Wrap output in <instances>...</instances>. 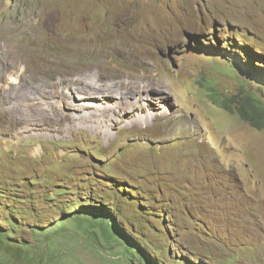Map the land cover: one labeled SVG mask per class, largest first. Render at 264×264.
<instances>
[{
    "label": "rangeland",
    "instance_id": "obj_1",
    "mask_svg": "<svg viewBox=\"0 0 264 264\" xmlns=\"http://www.w3.org/2000/svg\"><path fill=\"white\" fill-rule=\"evenodd\" d=\"M5 41L34 67L55 57L127 82L144 70L122 51H147L174 101L161 112L188 122L172 137L180 120L143 116L152 128L113 138L79 125L17 139L0 113V264H127L132 242L152 261L129 264H264V128L240 116L252 99L264 122V0H0ZM227 43L252 77L218 57Z\"/></svg>",
    "mask_w": 264,
    "mask_h": 264
},
{
    "label": "bare ground",
    "instance_id": "obj_2",
    "mask_svg": "<svg viewBox=\"0 0 264 264\" xmlns=\"http://www.w3.org/2000/svg\"><path fill=\"white\" fill-rule=\"evenodd\" d=\"M14 46L11 41L0 44V56L10 62L0 59V113L13 114L3 131L17 139L73 135L83 130L79 125H104L101 130L95 128L92 135L113 138L114 131H134L137 124L142 129L152 128L143 116L163 122L180 120L178 127L165 130L166 137L177 136L187 126L186 117L178 118L179 112H161L165 105L174 106V101L157 75H149L151 58L147 51H133L128 46L122 51L127 61L144 70L142 76L133 75L132 82H127L118 75L103 76L98 66L68 68L55 57L34 67L28 52L21 55ZM107 54H119V50L114 48ZM110 100H115L114 105H107ZM40 114L50 115L51 120L41 121Z\"/></svg>",
    "mask_w": 264,
    "mask_h": 264
},
{
    "label": "trees",
    "instance_id": "obj_3",
    "mask_svg": "<svg viewBox=\"0 0 264 264\" xmlns=\"http://www.w3.org/2000/svg\"><path fill=\"white\" fill-rule=\"evenodd\" d=\"M228 47H230L231 49H232V51L231 52H229V51H227L226 49L228 48ZM213 48V46H204V47H200L199 49L200 50H203L204 52H207V50L209 49H212ZM236 48L235 47H233V46H230V44H225V45H223V48H218V49H215V51L216 52H219V56L218 57H221V58H223L226 62H228V63H230V64H232V65H235V66H237L239 69H244V71L248 74V75H252L253 73L252 72H250V71H248V70H246L245 68H244V66H241V65H239L240 63H242V60L236 55V57H233L232 59L233 60H230V58H228L229 56L228 55H224V53H234V54H237V52L236 51H234ZM245 51L246 52H248L249 54H250V56H253V53L251 52V51H249L247 48L245 49ZM212 54V53H211ZM261 66H258V68H260ZM252 77V76H251ZM248 104V107H245V108H243L242 110H240V116H242V117H244L246 120H248L249 121V123L253 126V127H256V128H258V129H261V128H264V122L263 121H261V119H256V117L254 116H252L251 114H250V111H251V109H252V113L254 112V113H259V115L262 117V115H263V111H261L259 108H257V107H259L258 105H257V102L255 101V100H252V99H250V102H248L247 103ZM215 106L216 107H218V108H220V109H223V107L220 105V103L219 102H215ZM252 107V108H251ZM251 108V109H250ZM227 109H229L228 107H227ZM230 110V109H229ZM259 118V117H258ZM83 206H81V205H78L76 208H74V211L76 212V211H78V209H81ZM83 208H85V209H87L86 207H83ZM72 213V212H71ZM74 213V212H73ZM72 213V214H73ZM84 214V213H83ZM86 214V213H85ZM78 222H84V221H80V220H77ZM85 223V222H84ZM93 227V226H92ZM93 228H95V227H93ZM105 232L109 235V237L108 238H110L112 241H114L115 243H117L118 245L121 243V241L117 238V239H115L114 238V233L111 231V229L109 228H106L105 227ZM118 231V230H117ZM118 234L120 235V233L118 232ZM137 235V234H136ZM120 238V237H119ZM138 239V238H137ZM129 243V242H128ZM133 243V245L136 247L135 249L134 248H131V247H128V248H126V252L124 253L123 252V254L125 255L124 257H125V260L127 261V264H129L130 262H132L133 260H132V256L133 257H138V253L140 252L144 257H147V256H150V255H148V254H144V253H142V251H139L138 249H139V247L137 246V244L136 243H134V242H132ZM129 246H132V244L131 243H129L128 244ZM123 247H125V246H123ZM144 247L151 253V254H153V256H155L156 257V253H155V251H152L151 249H149L147 246H145L144 245ZM138 252V253H137ZM149 260H151L152 261V257L150 258V257H147ZM152 263H154V262H152Z\"/></svg>",
    "mask_w": 264,
    "mask_h": 264
},
{
    "label": "clouds",
    "instance_id": "obj_4",
    "mask_svg": "<svg viewBox=\"0 0 264 264\" xmlns=\"http://www.w3.org/2000/svg\"><path fill=\"white\" fill-rule=\"evenodd\" d=\"M227 44H228V43H227ZM248 50H249V49H248ZM231 51H232V49H231ZM231 51H230V52H231ZM249 51H250V50H249ZM237 53H238V52H237ZM219 58H221V57H219ZM228 58H229V57H228ZM232 58H233V57H232ZM221 59H223V58H221ZM230 60H231V59H230ZM232 60H233V59H232Z\"/></svg>",
    "mask_w": 264,
    "mask_h": 264
}]
</instances>
